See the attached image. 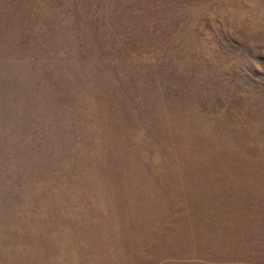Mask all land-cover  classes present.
Segmentation results:
<instances>
[{
    "label": "rangeland",
    "instance_id": "obj_1",
    "mask_svg": "<svg viewBox=\"0 0 264 264\" xmlns=\"http://www.w3.org/2000/svg\"><path fill=\"white\" fill-rule=\"evenodd\" d=\"M0 264H264V0H0Z\"/></svg>",
    "mask_w": 264,
    "mask_h": 264
}]
</instances>
